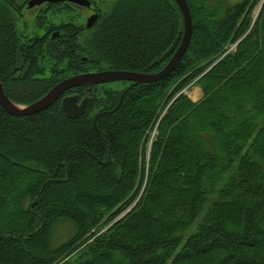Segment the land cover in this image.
Returning a JSON list of instances; mask_svg holds the SVG:
<instances>
[{"label":"trees","instance_id":"trees-1","mask_svg":"<svg viewBox=\"0 0 264 264\" xmlns=\"http://www.w3.org/2000/svg\"><path fill=\"white\" fill-rule=\"evenodd\" d=\"M186 1L191 36L165 77L94 85L77 118L59 100L0 107V264H264V0ZM9 11L0 1V73L17 103L82 71L155 72L183 33L174 0H116L84 46H19ZM191 82L196 101L179 93ZM60 222L72 231L56 243Z\"/></svg>","mask_w":264,"mask_h":264},{"label":"water","instance_id":"water-1","mask_svg":"<svg viewBox=\"0 0 264 264\" xmlns=\"http://www.w3.org/2000/svg\"><path fill=\"white\" fill-rule=\"evenodd\" d=\"M43 1L58 2L65 0H29L27 6L32 7L40 4ZM81 5L89 6V0H67ZM180 9L183 19V33L181 41L171 55L165 65L155 72H141L136 70L125 69H103L96 71H83L66 76L54 85H52L44 94L29 103H17L5 93L0 79V107L7 113L17 116L30 115L46 109L56 100H60V107L68 118H77L81 116L87 109L91 101L92 85L115 82V81H130L133 83H148L157 81L166 75L174 68L176 63L185 52L192 30L191 13L186 0H174ZM262 5H260L261 8ZM97 18V14L90 15L85 27L90 28ZM86 85L83 94L80 96L78 92L65 93L68 89ZM180 92H183L181 90ZM121 218V217H119ZM117 218L116 220H118Z\"/></svg>","mask_w":264,"mask_h":264},{"label":"flooded vegetation","instance_id":"flooded-vegetation-1","mask_svg":"<svg viewBox=\"0 0 264 264\" xmlns=\"http://www.w3.org/2000/svg\"><path fill=\"white\" fill-rule=\"evenodd\" d=\"M0 1L10 8L9 13L12 14V21H14L13 25L15 28L14 39L19 46H35L37 45V39H41L40 44L43 46L53 45L59 49L62 47L66 48L72 44L69 42L70 38L75 42V38L78 39L83 32L89 31L103 14L100 11V7L96 4V1L99 0H89V6L65 0L58 2L43 1L40 5L36 4L38 6L34 5L32 7L27 6L29 0ZM53 13L57 17L56 20L59 21L57 24H53ZM92 14H97V18L90 28H86V20ZM64 16L66 19H63ZM70 26L73 29L72 33L68 28ZM82 39L83 41L81 43L79 42L80 46H84V35ZM73 54L75 56V52ZM79 57H81L82 61L85 60V56L80 55ZM0 79L4 89L6 84L3 85L4 82L1 73ZM38 82L44 84V77H40L35 82V86H37ZM86 87V85H81L71 88L70 91L78 92L82 95ZM93 87L94 85L92 86V91ZM38 88H40V91L43 90L42 86H37L36 89Z\"/></svg>","mask_w":264,"mask_h":264},{"label":"rangeland","instance_id":"rangeland-1","mask_svg":"<svg viewBox=\"0 0 264 264\" xmlns=\"http://www.w3.org/2000/svg\"><path fill=\"white\" fill-rule=\"evenodd\" d=\"M116 0H99V1H96V4L98 7H100V11L102 13H106L109 11V9L113 6V4L115 3ZM227 1L228 3H235V2H238L240 0H225ZM260 5L261 3L258 2V4L254 7V9L252 10V15L251 17H254V19L257 17L259 11H260ZM129 11H127L128 13ZM88 13V12H87ZM53 16V24H57L59 21H57V17L56 15L53 13L52 14ZM60 19V18H59ZM63 19H66L65 16L63 17ZM90 32H83L80 37L77 39L75 38V42H73L74 44H78L79 42L81 43L83 41L82 39V36L84 35V42L87 38L86 35L90 34L92 30H89ZM86 37V38H85ZM235 47H236V42H233V43H229L226 47H225V51H231V50H235ZM86 59V58H85ZM47 67H50L48 65H46ZM47 67H41L40 66V73L38 74L39 77H51V73L48 69V71H43L44 68H47ZM57 68L56 69H62L58 66H56ZM55 69V67H53ZM84 68H89L88 66L84 67ZM53 69V71H54ZM37 76V75H36ZM127 86V82H123V81H115V82H110V83H107V84H100V85H97L94 89V91L96 92L97 90L99 91H102L104 89H116V90H120V89H123L124 87ZM184 91V93L192 100H197L198 98L201 97V94H202V91L199 89V86L198 85H194L192 82L189 83V85H187L184 89H182ZM97 111V107H95L90 114H93V113H96ZM156 133V126H154L152 128V131L150 132L149 134V137L146 139L145 141V153H146V165L145 167H147V161H148V158H149V154H150V150H151V145H152V141L154 139V135ZM49 136H52V135H48L47 133V137ZM3 138V137H2ZM45 139V138H44ZM42 138H36L35 142H34V147L36 148H41V143H42ZM10 141H8L9 143ZM29 145V143H26ZM31 146V145H30ZM143 184H144V181H143ZM141 190H142V187H141ZM131 206V205H130ZM130 206H127L125 209H123L121 212H120V215H123L125 214V212L127 210H129ZM119 215V216H120ZM198 221V218L195 220V223ZM195 223L185 232V234H189L193 231V228L195 226ZM105 228V226L103 228H101V230H103ZM71 231H72V227L70 224H67L66 222H60L56 228H55V231H54V237L55 238V242L56 243H59L60 241L64 240L65 238H67L70 234H71ZM259 242L263 239H261L260 236H257Z\"/></svg>","mask_w":264,"mask_h":264},{"label":"bare ground","instance_id":"bare-ground-1","mask_svg":"<svg viewBox=\"0 0 264 264\" xmlns=\"http://www.w3.org/2000/svg\"><path fill=\"white\" fill-rule=\"evenodd\" d=\"M59 3H60V2H59ZM70 3H71V2H70ZM51 4H52V3H51ZM39 5H40V4H39ZM36 6H38V5H36ZM75 89H76V88H75ZM73 90H74V89H73ZM69 91H70V90H69ZM179 93H181V92H179ZM179 93H178V94H179ZM173 99H174V98H173ZM58 100H59V99H58ZM52 105H53V104H52ZM52 105H51V106H52ZM122 216H123V215H120L119 217H122ZM119 217H118V218H119ZM116 219H117V218H116Z\"/></svg>","mask_w":264,"mask_h":264}]
</instances>
